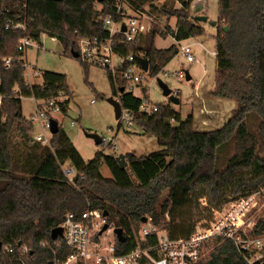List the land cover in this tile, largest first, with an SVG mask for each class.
<instances>
[{"label": "trees", "instance_id": "obj_1", "mask_svg": "<svg viewBox=\"0 0 264 264\" xmlns=\"http://www.w3.org/2000/svg\"><path fill=\"white\" fill-rule=\"evenodd\" d=\"M143 1L132 4L137 7ZM174 1L180 8L163 5L159 10L162 16L176 19L174 28L156 29L114 48L124 56L146 58L149 77H156L178 54L175 45L156 49V37L182 42L205 34L188 14L194 0ZM115 12L110 0L102 4L0 0V264H18L24 248L34 264L49 262V246L54 244L50 232L69 212H106L107 222L123 231L125 242H117L116 247L124 254L134 246L133 232L144 217L157 226L168 219L163 228L168 236L187 238L213 211L264 188V0L217 2L216 68L210 95L236 104L222 127L195 131L192 117L181 120L169 105H156L158 111L152 115H138L146 91L142 90L143 99L126 94L125 82L118 79L115 85L106 71L112 95L122 109L135 113L134 126L155 137L160 151L148 156L127 153V168L120 170L113 157L102 153L83 160L61 127L48 146L32 141L34 124L23 117L21 99L32 98L41 107L62 96L65 100L57 105L65 114L71 95L62 74L40 72L41 85L26 83L18 41L26 38L42 46L43 37L54 39L71 56L81 39L107 40L108 32L98 17H114ZM114 37L122 39L120 34ZM4 59H11V67L5 68ZM121 88L124 92L119 95ZM103 164H110L113 178L101 175ZM65 165L76 172L72 182L63 174ZM248 235L263 237L264 220H257ZM212 242L208 256L198 264H247L231 241ZM9 248L12 253L6 251Z\"/></svg>", "mask_w": 264, "mask_h": 264}, {"label": "built area", "instance_id": "obj_2", "mask_svg": "<svg viewBox=\"0 0 264 264\" xmlns=\"http://www.w3.org/2000/svg\"><path fill=\"white\" fill-rule=\"evenodd\" d=\"M114 3L116 12L114 17L99 16L104 29L108 32V39H81L77 44L78 59L86 64L98 66L108 71L114 84L118 79L128 85H139L142 83L143 72L133 54L122 55L115 51V47H123L132 43L137 36L150 34L153 26V12L157 6L142 2L137 7L132 4L133 0H110ZM97 7V6H96ZM204 10L205 6L201 5ZM194 13V12H193ZM196 14H193L194 16ZM10 24L5 28L8 29ZM124 26L125 31H122ZM15 27H21L16 25ZM120 34L121 40L115 39ZM175 42V41H174ZM26 38H21L17 43V49L25 54L28 49L36 48L43 50L42 46H34ZM178 54H181L187 63L196 61L194 47L191 44L175 42ZM214 54V53H213ZM143 58V57H141ZM117 60V62H115ZM11 59H4L5 68L11 67ZM24 78L28 85L33 84V78L41 76L40 71L28 66L23 61ZM178 78H183L178 73ZM57 99H51L42 107L36 108L35 116L29 119L34 123L38 121L42 130L49 132L50 113H60ZM36 102V101H35ZM3 97L0 95V113L2 111ZM158 111L155 104L144 100L139 107L138 115H152ZM134 112L121 108L120 123L129 129L134 127ZM75 125L71 122V126ZM51 134L32 135V141L41 146L50 144ZM101 146L115 151L113 139L101 138ZM66 166V165H65ZM63 167V174L72 182L76 176L73 167ZM264 200V188L253 192L246 197L228 202L219 210L213 211L209 220L198 222L191 235L187 238H170L163 228L154 225L150 218L139 225L133 232L135 244L126 253L119 254L116 243L115 227L107 222V217L99 210L87 209L80 214L69 212L65 215L61 228V237L54 240L52 258L46 264H198L204 259V251L207 244L214 240H229L237 248L238 253L247 264H264V241L261 238H251L248 234L254 227L256 221L251 218L252 212L258 208V200ZM205 204L203 201L201 202ZM107 226L105 231L103 227ZM119 243V242H118ZM12 253V249L6 250ZM18 264H34L30 252L24 248L21 250V258Z\"/></svg>", "mask_w": 264, "mask_h": 264}, {"label": "rangeland", "instance_id": "obj_3", "mask_svg": "<svg viewBox=\"0 0 264 264\" xmlns=\"http://www.w3.org/2000/svg\"><path fill=\"white\" fill-rule=\"evenodd\" d=\"M203 1L194 0L190 5L188 14L190 16L193 14L205 15L204 10L206 8L204 10L200 8ZM145 2L158 8L153 12V29L150 34L156 29L164 31L167 26L174 28L176 19L162 16L159 14V10L163 5L167 8L178 9L180 5L177 2L174 0H145ZM207 4L206 15L208 21H213L212 18L217 15V1L208 0ZM215 32H213V38ZM41 42L43 50L28 49L22 60L28 66L42 73L53 72L66 77V84L71 95L68 109L65 114L50 113V117L56 120L58 126L66 132L83 160H92L98 153L113 158L127 153H133L136 156H148L162 149L155 137L143 135L136 126L129 129L124 124H120V120L115 119L113 108L107 102V99L110 97L116 99V97L112 95L108 74L105 70L93 65L84 67L79 59H74L65 54L62 46L54 39L43 37ZM212 44H209L211 48H213ZM172 45L176 46L170 36L165 39L156 37L154 40L156 49H168ZM34 46L38 47L36 44ZM214 56H216V51ZM195 58V62L187 63L181 54H177L156 77L142 74V83L126 86L125 93H131L134 97L143 99L142 90L144 89L146 91L145 97L150 103L169 105L174 112L180 115L181 120H186L188 116H191L195 131L205 132L218 129L228 121L232 111L236 108V104L234 101L212 98L208 93L214 89L215 58L206 55L199 47L195 48ZM178 73H181L183 78L179 79ZM31 81L35 85H41L42 83L40 77L33 78L32 75ZM159 82L165 84L172 94L178 97V105L170 104L168 99L163 96ZM64 100L65 98L59 99L60 102ZM208 101L216 105L214 110L216 115H214V120H210L207 124L205 123L207 115L203 111V106H207ZM38 103L32 98H22L21 112L23 117L29 120L35 116ZM71 122L75 125L71 126ZM250 123L253 124L251 121ZM33 124L34 131L32 135L45 134L49 136V132L42 130L38 121ZM88 133L96 134L104 139H113L116 150L106 149L100 144L95 145L93 140L86 137ZM17 141L15 140V142ZM231 151L229 150L228 153L230 154ZM65 167H68V165ZM113 173L110 164H103L101 167L103 177L113 178ZM131 176L134 179L132 174ZM251 218L255 221L264 220V200L262 198L258 200V208L252 212ZM167 221L168 219L162 221L158 228H164ZM260 238L264 241V236ZM212 243V241L209 242L205 247L204 258L208 256Z\"/></svg>", "mask_w": 264, "mask_h": 264}, {"label": "water", "instance_id": "obj_4", "mask_svg": "<svg viewBox=\"0 0 264 264\" xmlns=\"http://www.w3.org/2000/svg\"><path fill=\"white\" fill-rule=\"evenodd\" d=\"M55 1H60V0H55ZM105 0H96V2L98 4H102ZM193 19L195 22L199 23V24H208L211 27H215L216 26V22L215 21H208V18L205 15H195L193 16ZM228 30L227 27H224V31L226 32ZM122 31H125L124 26H122ZM71 57L74 59L78 58V54L75 52H71ZM137 62L140 65L141 69L143 70V72H148V61L146 58H141V57H137ZM159 87L162 90L163 96L165 98L168 99L169 103L172 105H178L179 104V99L178 97H176L175 95L172 94L171 90L168 89V87L159 82ZM124 89L121 88L119 90V94H123ZM107 102L112 106L113 111H114V116L116 120H119L120 118V114H121V105L119 103V101L117 99H114L112 97H110L109 99H107ZM59 126L56 120L54 119H50L49 120V132L51 135H54L58 132ZM86 137L93 140L95 145H99L101 143V138L99 136H97L96 134H86ZM115 162L118 165V168L120 170H124L127 168V162L125 161V156L120 154L118 156H116L114 158ZM104 217H107V213L104 212L103 213ZM142 223L146 222V218H142L141 220ZM107 229V226H104L102 231H105ZM61 233L62 230L61 228H54L51 230L50 232V238L51 240H56L58 237H61ZM114 233L116 235V239L119 243H124L125 242V237L123 236V231L121 229L115 228L114 229ZM0 249H1V243H0Z\"/></svg>", "mask_w": 264, "mask_h": 264}, {"label": "crops", "instance_id": "obj_5", "mask_svg": "<svg viewBox=\"0 0 264 264\" xmlns=\"http://www.w3.org/2000/svg\"><path fill=\"white\" fill-rule=\"evenodd\" d=\"M218 2V0H216ZM207 2L208 0H204L201 4H200V8H201V5H204L206 10H207ZM206 10H204V13H205V16L207 17L206 15ZM197 15V14H196ZM213 21H216L217 20V15L212 18ZM201 26L203 27V29L205 30V34L203 36H200V37H197V38H191L189 40H185V41H182V43H186V44H191L193 45L194 47V51H195V48L196 47H199L202 49V51L206 54V55H210L212 57L215 58L214 56V52H215V39L213 38V32L215 31V27H211L209 26L208 24H201ZM209 27V28H208ZM210 43H213L212 44V47H210ZM211 48V49H210ZM214 90V89H213ZM212 90V91H213ZM208 92L209 94H211V92ZM119 94V93H118ZM120 95V94H119ZM117 99V98H116ZM200 99V98H199ZM208 105L207 106H203V111L206 113V122L205 123H209L210 120H214V115H216V111L215 110V107L216 105L214 104H211L210 101H208L207 103ZM206 105V104H205ZM133 154V153H132ZM135 155V154H133ZM136 156V155H135Z\"/></svg>", "mask_w": 264, "mask_h": 264}]
</instances>
